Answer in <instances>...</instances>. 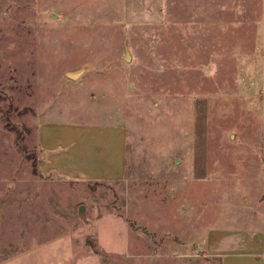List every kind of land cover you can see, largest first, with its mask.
I'll return each instance as SVG.
<instances>
[{"label":"rangeland","instance_id":"rangeland-1","mask_svg":"<svg viewBox=\"0 0 264 264\" xmlns=\"http://www.w3.org/2000/svg\"><path fill=\"white\" fill-rule=\"evenodd\" d=\"M73 121L121 179L43 165ZM0 264H264V0H0Z\"/></svg>","mask_w":264,"mask_h":264},{"label":"crops","instance_id":"crops-1","mask_svg":"<svg viewBox=\"0 0 264 264\" xmlns=\"http://www.w3.org/2000/svg\"><path fill=\"white\" fill-rule=\"evenodd\" d=\"M107 133V142L89 137L93 127ZM45 153L43 165L64 177L93 181L119 180L124 175L125 133L119 125H91L73 121L65 126H45L39 132ZM86 145V147H83ZM83 147L84 154L78 150Z\"/></svg>","mask_w":264,"mask_h":264},{"label":"water","instance_id":"water-1","mask_svg":"<svg viewBox=\"0 0 264 264\" xmlns=\"http://www.w3.org/2000/svg\"><path fill=\"white\" fill-rule=\"evenodd\" d=\"M71 76H75V74H72ZM82 209V206H80V210ZM91 239V238H90Z\"/></svg>","mask_w":264,"mask_h":264}]
</instances>
